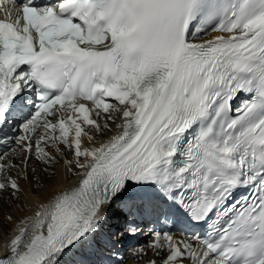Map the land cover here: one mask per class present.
Masks as SVG:
<instances>
[{"label":"snow or ice","instance_id":"snow-or-ice-1","mask_svg":"<svg viewBox=\"0 0 264 264\" xmlns=\"http://www.w3.org/2000/svg\"><path fill=\"white\" fill-rule=\"evenodd\" d=\"M4 4L0 194L18 199L34 162L78 179L0 264H93L113 206L125 234L162 222L148 264H264V0ZM182 223L207 227L163 230Z\"/></svg>","mask_w":264,"mask_h":264},{"label":"bare ground","instance_id":"bare-ground-1","mask_svg":"<svg viewBox=\"0 0 264 264\" xmlns=\"http://www.w3.org/2000/svg\"><path fill=\"white\" fill-rule=\"evenodd\" d=\"M112 134L113 133H107L106 138L107 136H110ZM59 164L55 165L56 174L58 173L57 172L58 170H60L61 172H63V174H65L66 170L64 164L63 163H59ZM35 167L37 169L35 173L41 174L42 172H44L43 171L44 166L36 164ZM49 170L51 169L49 168L48 171ZM35 173H30L29 179H27V183L24 185V195L22 197L24 205L21 203L24 207V211H18L17 213L15 212L16 214L12 213L11 216L13 217V219L11 221H8L6 219L7 215H5L4 212L2 213V215L0 214V217L3 219L2 223H0V227H1L0 230L2 231L0 235L1 246L6 245L17 234L18 227L21 226L20 222L24 221L25 218L27 217H31L34 214L37 205L41 203H46L57 193L70 188L73 184L76 183V179H77L76 176L71 175L69 180L64 181L60 179L54 185H52L53 182H51L50 184H48V186L45 187L44 195L39 196L36 193L38 192L39 189L42 188V186L36 183L32 184L33 181L31 180V178L34 176ZM21 187H22V183H21ZM5 196L10 197L9 199H13L9 193H6ZM105 211L108 213V220L101 227L100 232L98 233L97 236L98 253L96 255L88 257V259L95 264H99L100 261H103L104 264H124L125 262L124 259H127V256L122 255L123 252L121 251L122 248L119 245V236L117 235L118 228L122 227L123 225L124 215L121 214L119 209H117L115 206H113L111 212H108L107 209ZM2 249L3 248L0 247V256L6 253V248L4 249V251ZM115 250L120 252L115 253ZM130 259L131 262H129L128 264H133L132 258Z\"/></svg>","mask_w":264,"mask_h":264},{"label":"rangeland","instance_id":"rangeland-1","mask_svg":"<svg viewBox=\"0 0 264 264\" xmlns=\"http://www.w3.org/2000/svg\"><path fill=\"white\" fill-rule=\"evenodd\" d=\"M43 169H44V167H43ZM50 169L51 170H49L48 173H45V172H42L41 174L35 173L34 176L31 178V180L33 181L32 184L36 183V184L42 186V188L39 189L38 192L36 193L39 196L44 195L45 187L48 186V184H50L51 182H53L52 185H54L60 179H62L64 181L65 180H69L70 176L72 175L70 173H67L66 171H65V174H66L65 175L60 170H58L57 171L58 173L56 174L55 166L53 168H50ZM36 171H37V169H36ZM53 172L55 173L54 176L49 175V173H53ZM40 176H41V178H40ZM21 183H22L23 191L19 195L18 199L15 198V197H12L13 199H9L10 197L5 196L6 193L0 194V214L1 215H2L3 212L5 213V215L8 216V215H11L12 213L16 214L18 211H24V207H23L24 204H23L22 197L24 195V185L27 183V180H22ZM27 206H30V205H27ZM2 221H3V219L0 217V223H2ZM1 232L2 231L0 230V235H1ZM0 247H2L3 248L2 250L4 251L5 245L1 246V240H0ZM3 251H1V252H3Z\"/></svg>","mask_w":264,"mask_h":264}]
</instances>
